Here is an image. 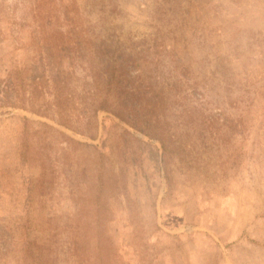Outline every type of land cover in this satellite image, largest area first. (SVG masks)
Segmentation results:
<instances>
[{
  "label": "rangeland",
  "instance_id": "obj_1",
  "mask_svg": "<svg viewBox=\"0 0 264 264\" xmlns=\"http://www.w3.org/2000/svg\"><path fill=\"white\" fill-rule=\"evenodd\" d=\"M0 264H264V0H0Z\"/></svg>",
  "mask_w": 264,
  "mask_h": 264
},
{
  "label": "trees",
  "instance_id": "obj_2",
  "mask_svg": "<svg viewBox=\"0 0 264 264\" xmlns=\"http://www.w3.org/2000/svg\"><path fill=\"white\" fill-rule=\"evenodd\" d=\"M102 49V45H99V50ZM110 57L112 58L111 61L108 62V65H111L112 67H115L119 61H118V58L117 57H112L110 55ZM119 76V75H118ZM120 77V76H119ZM118 77V81L116 83L119 82V79ZM133 89V88H132ZM126 91L127 94H129V92H131V88H128V89H123L121 90L120 88H108L107 89V94L103 97V100H101V104L98 105L99 109H108V102L109 101H113L115 107H118L116 112H114L116 115H118L119 117H122L123 119H125L128 123H130L132 126H134L135 128L141 130L143 133H146L148 135H151L148 131H146L145 128H143L142 126H140L137 122H133L131 119V116L133 115V113L131 112V110L129 109V104L126 105L128 103V100L127 98L128 97H125L124 98H121V101L120 102H115V98L116 97H123V92ZM112 92V94L110 93ZM111 95H110V94ZM112 102L109 103V104H113ZM24 133H26V136H27V133L30 131V127L28 126L29 122H30V119H28V117L25 116V120H24ZM34 123H40L38 121H35ZM43 123V122H42ZM44 124V123H43Z\"/></svg>",
  "mask_w": 264,
  "mask_h": 264
}]
</instances>
